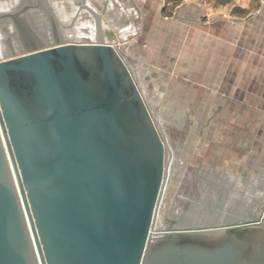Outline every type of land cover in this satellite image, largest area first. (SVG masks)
Masks as SVG:
<instances>
[{
  "label": "water",
  "instance_id": "obj_1",
  "mask_svg": "<svg viewBox=\"0 0 264 264\" xmlns=\"http://www.w3.org/2000/svg\"><path fill=\"white\" fill-rule=\"evenodd\" d=\"M0 54V264H229L154 235L167 142L115 40ZM65 27V26H64ZM209 229V228H205Z\"/></svg>",
  "mask_w": 264,
  "mask_h": 264
},
{
  "label": "rangeland",
  "instance_id": "obj_2",
  "mask_svg": "<svg viewBox=\"0 0 264 264\" xmlns=\"http://www.w3.org/2000/svg\"><path fill=\"white\" fill-rule=\"evenodd\" d=\"M29 1L30 3L35 2V0H0V10H14ZM48 1L52 2V0ZM181 1L170 0L171 3L164 4L162 13L171 16L172 13H175ZM211 1L213 0H206L208 3ZM53 2V8L55 6L59 10L61 8L59 14L61 13L62 17L56 14L58 17L56 25L64 35L70 34V32H79L83 35L87 34L86 30L89 29L90 40L95 41V35H97L95 18L96 16L99 17V27L103 40H115L121 56L129 62L132 74L136 78L151 113L156 119L158 127L174 157L253 156L259 158V160L255 159L254 161L264 164V98L261 97V94H264V72L262 61L254 60L253 57L252 71L250 68L251 60L248 61V72H252L258 82L255 85L258 94L254 96L253 105L250 106V101L247 104L240 100L225 99L223 94L230 92L229 72L236 67V65L230 67V56L233 55V52L227 48L224 50V54L220 55L221 58L219 57L223 64L222 77L214 82V75H212L209 83H202L206 86L207 93L197 89L198 67L195 56L198 53V45L195 41L196 36L202 32L197 25L192 24L193 27H191L189 36L182 35L181 28L177 29L173 26L172 29H169L172 35L169 36L168 34L163 37L162 34H158L159 25H157V22H153L152 19L148 18L146 22H151L152 29H150L153 36L142 35L139 38V43H142L141 48L149 47V50L142 51L141 48L137 50V52L142 51L145 56L147 69L144 72L142 67L139 68L140 64L138 67L136 66L137 62H134L132 57H126L129 47L134 49L138 40L128 44V42L133 41L134 37L127 39L128 37L119 35L107 18L103 20V14L100 10H98L99 13H95L91 8L93 5L86 4L84 0L81 3H78L77 0H54ZM96 5L94 4L95 8H97ZM211 6L217 7L215 4H211ZM157 8L156 4L145 5L144 11H147L148 15L151 16ZM43 21L45 22L43 28L51 27L49 19ZM33 22L36 23L37 28L42 27L37 19ZM1 23L8 25L12 31H15V29L11 19H0V48L5 54L11 52L8 44L14 42L15 38L13 36L9 38ZM256 23L255 28L260 30L261 27ZM106 25H109L111 29L113 28L112 31L116 32V36L105 32ZM261 29H264V26ZM160 31L163 32V30ZM193 37H195V40ZM260 43V40L256 41L254 38V48L262 55L264 47L260 46ZM242 60L244 62L245 57ZM243 62L241 63L239 60L237 67L239 72L244 73L246 67ZM233 63L235 64V62ZM135 66L139 69L137 77L134 74L137 71ZM243 86L244 81L240 83L239 78L238 91H241ZM215 89L220 90L222 96L215 95ZM222 161L229 162L228 160ZM170 195H173V190L172 194L169 191L167 195L168 202L165 203L166 205L164 204L165 210H161L160 225H164L169 221L171 216L167 214L166 210L170 204Z\"/></svg>",
  "mask_w": 264,
  "mask_h": 264
},
{
  "label": "flooded vegetation",
  "instance_id": "obj_3",
  "mask_svg": "<svg viewBox=\"0 0 264 264\" xmlns=\"http://www.w3.org/2000/svg\"><path fill=\"white\" fill-rule=\"evenodd\" d=\"M53 6L48 0H35L14 10H0V19L9 18L14 24L15 31H12L1 23L9 38H15L8 44L11 51L33 48L38 44L32 39L24 45L17 39L25 18L51 21V27L43 28L42 22V27L36 30L39 36L45 37V45L58 38L76 41L67 34L66 38L58 30V17ZM82 36V40L90 39L89 32ZM255 159L259 160L253 156L174 157L169 150L165 157L167 171L154 227L168 231L178 228L200 230L178 235L168 232L161 241H154L151 247L160 249L164 244L171 248L185 245L223 254L229 258V264H264V164ZM172 190L166 209L171 216L169 221L160 225L162 209L165 210L167 195L169 191L172 194Z\"/></svg>",
  "mask_w": 264,
  "mask_h": 264
},
{
  "label": "crops",
  "instance_id": "obj_4",
  "mask_svg": "<svg viewBox=\"0 0 264 264\" xmlns=\"http://www.w3.org/2000/svg\"><path fill=\"white\" fill-rule=\"evenodd\" d=\"M82 1L83 0H77L78 3ZM84 1L86 4L93 5L91 8L94 9H92V11L95 13H99L98 10H100L103 14V20L107 18L111 22L113 28L116 29V32L120 35L128 37L127 39H130L131 36L134 37L133 41L128 42V44L138 40L134 49L129 47L126 57H132L133 61L137 62L136 66L138 67L140 64L139 68L142 67L144 72L147 69V63L145 62V56L142 51L149 50V47H145V49L141 48L142 43H139V38L142 35L153 36L151 32V22H146L148 18L152 19L153 22H157V25H159L158 34H162L163 37L168 34L169 36L172 35L169 29H172L173 26L177 29L181 28L182 35L189 36L191 27H193L192 24L197 25L199 30L202 31L200 35L196 36L195 41L198 45V53L197 56H195L198 67L197 89L207 93L206 86L202 83H209L212 75H214V82L222 77L221 70L223 64L221 60H219V57L224 54V50L228 48L233 52V55L230 56V67H232V65H236V67L229 72L230 92H225L223 96L225 99L233 101L240 100L247 104L250 101V106L253 105L252 101L254 100V96L258 94L255 89V85L258 82L256 81L257 79L254 78L253 73L248 72V61L251 60V71L253 69V57L254 60L257 59L262 61L264 72V50H262L263 53L260 55L254 48L255 45H253L255 38L256 41L260 40V46L264 47V29H261L262 26H264V0H213L210 3L206 2V0H182L180 5L177 6L175 13H172L171 16L162 13L164 4L167 3L168 5V3H171L170 0ZM94 4H97V8L94 7ZM150 4H156L158 7L151 16L148 15L147 11H144L145 5ZM211 4H215L217 7L214 8ZM255 22L261 27L260 30L255 28ZM105 27L104 30L106 33L109 32V34L111 33L113 36L116 34L109 25ZM160 30H163V32ZM193 39L195 40V37H193ZM140 48L142 51L137 52ZM243 57H245L244 62L242 60ZM239 60L241 63L243 62L245 64L246 71L244 73L238 71L237 65ZM233 62H235V64ZM136 66L135 68L137 71L134 72V74L137 77L139 69ZM239 78L240 83L244 81V86L241 88V91H238L239 88L237 87ZM234 85L235 87L233 88ZM214 94L222 96V92L218 89H215ZM261 97L264 98V94H261Z\"/></svg>",
  "mask_w": 264,
  "mask_h": 264
},
{
  "label": "bare ground",
  "instance_id": "obj_5",
  "mask_svg": "<svg viewBox=\"0 0 264 264\" xmlns=\"http://www.w3.org/2000/svg\"><path fill=\"white\" fill-rule=\"evenodd\" d=\"M54 0H52V2H53ZM117 1V0H116ZM54 3V2H53ZM122 6V5H121ZM131 6V5H130ZM136 6V5H135ZM124 7V6H123ZM108 8V7H107ZM126 8V7H125ZM130 8V7H129ZM132 8V7H131ZM55 11H56V14H59V12H60V10H61V8H60V10L55 6ZM138 9V8H137ZM63 10V9H62ZM120 10V9H119ZM125 10V9H124ZM107 11V10H106ZM114 12V11H113ZM123 14H124V12H123ZM125 14H127V13H125ZM130 14V13H129ZM59 16H61L62 17V14L60 13L59 14ZM134 17V16H133ZM132 17V18H133ZM64 18V17H63ZM65 18H68V17H65ZM135 18V17H134ZM143 20V19H142ZM38 23L40 24V25H43V24H41L42 22L41 21H38ZM43 23L45 24V22L43 21ZM143 23V22H142ZM60 25L63 27V25L60 23ZM130 26V25H129ZM62 27H60V28H62ZM91 30V29H90ZM66 33H68L67 31H65ZM88 33V32H87ZM135 33V32H134ZM108 34H109V32H108ZM111 34V33H110ZM109 34V35H110ZM136 34V33H135ZM66 35V34H65ZM72 36V38H74V40L76 39V41H82V39H84L83 38V36H82V34L81 33H79V32H70V34H67V36ZM91 35V34H90ZM112 35V34H111ZM120 35V34H119ZM131 35V34H130ZM85 36H87V35H85ZM106 36V35H105ZM116 36V35H115ZM93 37V36H92ZM67 38V37H66ZM107 38V37H106ZM131 38H132V36H131ZM89 39V38H88ZM121 40H122V38H121ZM106 41V40H105ZM14 44V43H13ZM12 46V45H11ZM14 46V45H13ZM0 53L2 54L3 52H2V48H0ZM125 58V57H124ZM143 81V80H142ZM145 84V83H144ZM144 90V89H143ZM149 100H151V99H149ZM148 100V101H149ZM170 163V162H169ZM170 167V166H169ZM173 169V168H172ZM201 194V193H200ZM203 194V193H202ZM199 202V201H198ZM162 232V229H160V228H156V227H154V231H153V233H154V235H158L159 233H161Z\"/></svg>",
  "mask_w": 264,
  "mask_h": 264
},
{
  "label": "trees",
  "instance_id": "obj_6",
  "mask_svg": "<svg viewBox=\"0 0 264 264\" xmlns=\"http://www.w3.org/2000/svg\"><path fill=\"white\" fill-rule=\"evenodd\" d=\"M174 1H178V0H174Z\"/></svg>",
  "mask_w": 264,
  "mask_h": 264
}]
</instances>
